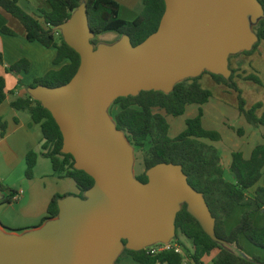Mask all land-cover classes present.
Masks as SVG:
<instances>
[{
	"label": "water",
	"instance_id": "water-1",
	"mask_svg": "<svg viewBox=\"0 0 264 264\" xmlns=\"http://www.w3.org/2000/svg\"><path fill=\"white\" fill-rule=\"evenodd\" d=\"M164 2L166 10L158 31L135 48L122 37L114 48L93 51L85 8V20L68 26L65 42L80 56L76 75L60 88L31 90H36L55 120L63 152L73 157L76 169L94 180V186L86 193V201H58L62 223L49 224L24 242L0 240V264H113L123 241L124 248L140 250L173 238L179 211L174 214L172 209L175 196L187 202L188 211L211 233L213 220L204 201L206 211L202 206V196L191 189L181 169L160 164L146 173V184L132 180L128 172L130 145L115 125L99 114L119 97L150 90L168 93L185 80L183 77L199 76L204 67L209 73L228 75L227 61L221 57L229 51H245L256 42L255 34L238 18L248 21L254 11L261 18V9L256 0ZM235 4L239 9L233 23ZM192 38L196 40L194 51L166 65ZM227 38H235L236 43L219 50Z\"/></svg>",
	"mask_w": 264,
	"mask_h": 264
},
{
	"label": "trees",
	"instance_id": "trees-1",
	"mask_svg": "<svg viewBox=\"0 0 264 264\" xmlns=\"http://www.w3.org/2000/svg\"><path fill=\"white\" fill-rule=\"evenodd\" d=\"M51 11H39L38 14H27L18 5V0H0V8L15 18L23 27L26 40L37 42L45 48H55L54 65L63 61L67 64L59 70H52L44 77L35 79L29 89L39 87L46 89L60 88L68 84L76 75L80 66L79 54L64 40L56 38V29L65 25L73 11L83 6L87 25L96 37L105 32H115L129 40L135 48L154 35L164 16L166 5L164 0H143L141 14L133 21H124L118 17V0H47ZM261 9V18L255 28L256 42L248 51L239 55H250L264 42V0H256ZM3 33L13 35L8 29ZM90 44L97 45L95 38ZM29 63L26 60L18 62L9 68L10 71H27ZM219 85L235 91L233 83L234 71L228 75L207 73ZM197 77L185 79L176 83L170 92L141 91L136 96L119 97L109 107V114L114 120L115 129L121 132L128 144L142 150L144 173L137 180L146 184V173L153 167L166 164L179 167L193 191L203 198L208 213L213 220L211 233H207L202 224L188 211L184 205L175 215L173 239L188 254L193 264H201L203 256H209L217 251L213 264H264V227H257L252 214L264 211V188H256L249 194L262 177L264 168V144L257 145L251 157L244 160L240 153H232L229 175L226 180L218 151L204 142L219 141V135L214 131L202 128L203 112L199 109L195 118L187 120L186 128L176 138H169V124L165 118L184 115L190 105H205L211 99V93L201 87ZM249 80L258 83L254 77ZM6 99L5 82L0 77V102ZM16 111L27 112L33 123L38 124L42 133L40 154L29 151L25 156V178L31 179L38 156L48 159L53 171L61 178L73 181L78 190V197L90 191L94 180L85 172L76 169L75 161L70 154L63 152V138L50 111L41 102L30 97L18 98L10 103ZM249 125L264 129V117L256 119L253 110L246 111L239 99L237 108ZM163 112L165 115L161 114ZM6 125L0 118V136L4 137ZM240 134V132H238ZM264 141V130L262 133ZM0 192L7 193L6 203H11L14 190H7L0 183ZM65 196L55 195L41 219L40 224L58 217V201ZM246 210L238 217L237 223L226 229L227 222L236 211ZM246 240L252 246L260 249L262 256L247 258L243 254L241 242ZM244 244V242H243ZM123 245L126 242L123 241ZM131 258L137 264H182L183 257L174 251H161L150 255L147 249L130 250L124 248L114 264L121 259Z\"/></svg>",
	"mask_w": 264,
	"mask_h": 264
},
{
	"label": "crops",
	"instance_id": "crops-1",
	"mask_svg": "<svg viewBox=\"0 0 264 264\" xmlns=\"http://www.w3.org/2000/svg\"><path fill=\"white\" fill-rule=\"evenodd\" d=\"M19 7L26 12L27 14H38L39 11L50 12L51 8L47 2V0H18ZM143 9V0H118V17L124 21H133L135 20L140 14ZM82 22L85 20L84 16V7H80L73 11L71 15V19L63 27H60L56 30V38L66 40L68 26L72 25L73 21ZM3 29H8L13 32V35H9L3 33ZM255 32V31H254ZM109 34V38L107 41H100L99 37L102 34L106 35ZM96 37H90L89 42L91 39L95 38L97 40V45L92 47L93 51H97L100 49H110L114 48L117 44H119L123 38L116 34L115 32H105ZM255 34V33H253ZM59 38H58V37ZM255 42L250 44L251 48ZM245 49L246 50H249ZM244 51V50H243ZM243 51H240L243 52ZM238 53V52H237ZM56 57V49L45 48L41 44L37 42H29L26 40V35L23 27L21 24L5 11L0 8V77L4 79L5 82V94L6 99L4 102H0V118L2 122L6 125V132L4 137L0 136V183L7 189V190H14L18 195L16 200H11V203H17L19 207L25 209L27 207H32L33 209H37L35 204H32L30 198L27 195L30 194V187L27 186L25 189L24 181H32L36 179H54L55 177L58 179H62L53 171L51 163L48 159L42 157L41 155L38 156L35 168L33 170V176L31 179L25 178V156L29 151H34L38 154L41 152V146L43 143L42 140V133L40 126L32 122L29 114L24 111H16L11 108L10 103L18 98H26L30 97L33 100L39 101V98L36 94V90L29 89V86L33 84L35 79L44 77L48 72L52 70H59L62 66L67 64V61H63L60 65H54L53 61ZM249 58L244 55H240L239 60L240 63L244 66ZM251 59V58H250ZM26 60L29 63V68L27 71H10L9 68L13 65H16L18 62ZM231 67V59L230 63L226 62V67ZM209 80L215 83L208 74H204L201 76L199 82L202 84V80ZM207 80V81H208ZM207 90V89H206ZM212 101V100H211ZM217 101L218 107H223L226 112L232 114V118L237 120L236 123L240 126L246 125L250 127L246 122L245 118L239 114L235 105H231L221 101ZM210 105V100L207 104L199 106V105H190L186 107L185 113L181 117L173 118L170 116H166L163 112L161 114L165 115V118L169 124V132L168 135H171L172 138H176L181 132L184 131L186 128L185 123L187 120L193 119L197 116L199 109L203 112V117L201 120L202 128L206 131H215L216 129L212 126L209 120L208 114V107ZM170 119H183V123L175 124L171 127ZM226 118L224 119V121ZM227 121V120H226ZM184 125V127H183ZM221 129L227 133H233L236 137L237 135L231 130L229 132L228 126H226L225 122L222 121ZM263 128L261 127L260 130L256 132L251 131L248 132V138L245 139H238L233 134L228 135V141H222L220 139L217 142H209L205 140L207 144H210L218 151L220 158H221V165L223 170H226L229 174V167L231 165V155L232 153H240L244 160H248L251 157L252 151L257 145L264 144L262 140V133ZM253 135V139L251 136ZM227 143H230L227 144ZM47 161V162H46ZM49 163V164H48ZM50 165V166H49ZM264 168L262 170V173ZM225 172V171H224ZM16 176L18 178V183L14 185H4L7 182V178H11ZM230 176V175H229ZM137 175L132 174L130 178L134 181L137 180ZM262 178V177H261ZM68 179V178H67ZM231 180V177H230ZM261 179L259 180V182ZM139 182V181H138ZM254 191L252 188L249 190V194H252ZM4 194L7 193L0 192V200L3 198ZM59 195V193H55ZM54 194V196H55ZM72 193H63L61 196H65L59 203H69L70 199H81L83 201L88 200L87 194H84L82 198L78 197V195H71ZM14 195V196H15ZM13 196V197H14ZM12 197V198H13ZM53 198V196H52ZM51 198V199H52ZM29 199V203L27 200ZM50 199V200H51ZM46 200V198H45ZM44 203L40 206L41 210H39V215H35V219L31 220L34 224L38 220V224L34 225L33 227L23 228L24 232L19 234L17 232L11 231L8 229L6 223H2L0 220V240L6 241L13 239L14 237H19L18 240L21 242L27 241L29 238H32L35 235H38L42 232L44 228H46L49 224L56 223V222H63L59 216L45 221L43 224H40L41 219L45 217L48 204ZM4 200L3 202H5ZM35 203V202H34ZM177 203H179L177 205ZM9 204V203H7ZM184 205L187 206V202L179 197H174L172 202V209H174V214L180 210ZM196 205L201 209L200 202L197 200ZM59 206V204H58ZM2 206H0L1 208ZM246 210V208H241L240 215ZM264 213V211H260L257 213L252 214V220L257 227H261L257 225V221H259L258 217ZM45 214V215H44ZM254 215L256 217H254ZM230 221V220H229ZM208 222V226H209ZM228 225V222L227 224ZM172 237L168 238L166 241H156L152 243L153 246H159L161 244L174 242ZM242 246L244 247L243 242H241ZM245 250V249H244ZM217 254V251H214ZM244 253V252H243ZM247 258H252L255 256H262V254H243ZM202 260V259H201ZM133 261V260H132ZM134 262V261H133ZM201 262V261H200ZM135 263V262H134ZM202 263V262H201ZM137 264V263H135ZM188 264H193L192 261Z\"/></svg>",
	"mask_w": 264,
	"mask_h": 264
},
{
	"label": "rangeland",
	"instance_id": "rangeland-1",
	"mask_svg": "<svg viewBox=\"0 0 264 264\" xmlns=\"http://www.w3.org/2000/svg\"><path fill=\"white\" fill-rule=\"evenodd\" d=\"M248 17L250 18V20L247 21L245 18H242L240 16L238 18L239 22L244 27L248 28L250 32L255 33L254 32L255 28L258 24V21L260 20V14L259 12L254 11ZM109 36L110 35L107 33L106 35L102 34L100 35L99 40L107 41L108 39H110ZM195 43L196 40L194 38L190 39L184 45V47L177 54H175L174 57L166 65L170 66L174 63H177L183 60L188 54H191L195 49L194 48ZM239 53L240 52L237 53L235 51H229L227 52L226 55H224L225 57H221L224 60L228 61L229 63L231 59V67L228 68V72L229 70L234 71V77L232 81L236 85L238 91H235L223 85L213 83L208 79H207L208 81L202 80V84L201 82H199L203 89L205 90L207 89L211 93L212 97L210 99V105L208 107V114H209L208 117L212 126L216 129L214 132H216L219 135L222 141H228V135L233 134L231 130H233V132L237 135L238 139H243V138L247 139L248 132L251 131L256 132L257 130H260L261 127L260 126L256 127L249 124L248 125L250 127H247L246 125L240 126L238 124H234L236 123L237 120H234L232 118V114L226 112L223 107H218V105L216 104L217 101L215 100H221L228 104L231 103V105H235L236 108H238L239 99H240L243 102L244 110L246 111L253 110V114L256 117V119H261L264 117V42H260L255 52L246 56L249 59L244 66L240 63ZM209 72H210L209 69L204 67L200 75L203 73L207 74ZM185 77H183L182 79H186L189 76L186 78ZM252 77L256 78L258 80V83L249 80V78ZM109 107L110 105L108 107H104V109L101 111L99 116H101V118L106 123H109L112 127H114V120L112 116L109 114ZM225 118L227 121L226 120L224 121ZM222 121L225 122L226 126H228V128L230 129L229 132L231 133L224 132L221 129ZM179 122L183 123V119H170L171 127H173L175 124H179ZM238 132H240V134ZM172 134L168 135L169 138L171 139H173ZM253 135L254 134H252L251 136L252 139H253ZM227 144L230 145V143ZM128 155H129V167H128L129 175L131 176L132 174H136L137 176H141L144 173L142 150H138L132 146H129ZM224 171H225L224 172L225 179L229 181L230 176L228 172H226V170ZM24 182L25 183L23 184L25 189H27L28 185L30 187L29 189L30 194L27 195V197L33 200L32 204H35V206H37L36 208H38L39 210H41L40 206L43 205V199H44V203L45 202L47 203V201L50 200L52 196L54 197L55 193H59V195H62L65 192L72 193L71 195L79 194L73 181L67 178L58 179V177L57 178L55 177L54 179H36V180L24 181ZM13 183L14 185L18 183V178L16 176L7 178V182L4 185L11 186L13 185ZM258 187L264 188V171L262 173L261 181L258 182L252 188V190L255 191L256 188ZM199 198L201 200L203 208L205 209L202 198L201 197ZM4 200H6V194H4L3 198L0 200V206H2L0 208V220L4 224L6 223L8 229L17 232L19 234H22L24 232V230H22L23 228L33 227L34 225L38 224V220L34 224H31L33 223L31 220L35 219V215H39L40 213L39 210L33 209L32 207H27L25 209H22L17 205L16 202L10 205L7 204L6 202H3ZM27 203H29V199L27 200ZM178 204L179 203H177V205ZM239 214L240 211L238 210L232 215L226 229H230L237 223ZM254 217L256 216L254 215ZM258 218L259 221H257V225L264 227V213H262ZM14 238L18 240L19 237H14ZM243 242L245 249L244 253L255 254V255L263 254V252L260 249L252 246L246 240L243 239ZM152 246L153 245H147L142 249H146ZM123 248L124 246H122V248L120 249L118 256H120V254L122 253ZM215 256H216L215 252H212L209 256H203L201 258L202 259L201 264H213L212 261L215 258ZM182 259H183L182 264H188V260L189 262L191 261L189 259L188 254L185 251ZM119 264H135V263L132 261L131 258L124 257L121 259Z\"/></svg>",
	"mask_w": 264,
	"mask_h": 264
},
{
	"label": "built area",
	"instance_id": "built-area-1",
	"mask_svg": "<svg viewBox=\"0 0 264 264\" xmlns=\"http://www.w3.org/2000/svg\"><path fill=\"white\" fill-rule=\"evenodd\" d=\"M57 35V33H56ZM18 198V195L16 194L12 199L16 200ZM149 252L150 255H155L161 251H174L176 254L181 255L182 257L184 256V249L176 244L175 242H170V243H165L161 244L159 246H152L149 248H146ZM193 263V262H192Z\"/></svg>",
	"mask_w": 264,
	"mask_h": 264
},
{
	"label": "bare ground",
	"instance_id": "bare-ground-1",
	"mask_svg": "<svg viewBox=\"0 0 264 264\" xmlns=\"http://www.w3.org/2000/svg\"><path fill=\"white\" fill-rule=\"evenodd\" d=\"M237 6H238V4L233 5V10H232V12H231V14H232L231 19H232L233 23H236L235 15L237 14L236 12H237L238 9H239V7H238V9H237ZM235 43H236L235 38H227L226 40L224 39V40L221 42V44H220L219 50H221V49L224 50V49L228 48L229 46L234 45ZM189 71H190V70H189Z\"/></svg>",
	"mask_w": 264,
	"mask_h": 264
}]
</instances>
